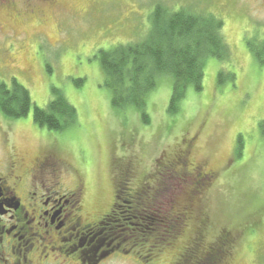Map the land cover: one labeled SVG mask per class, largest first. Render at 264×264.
<instances>
[{
    "label": "rangeland",
    "instance_id": "374dc122",
    "mask_svg": "<svg viewBox=\"0 0 264 264\" xmlns=\"http://www.w3.org/2000/svg\"><path fill=\"white\" fill-rule=\"evenodd\" d=\"M157 3L170 10H206L222 18L232 56L228 61L205 60L203 89L191 87L176 113L169 111L173 79L161 76L148 95L150 124H144L135 107L113 106L96 55L100 49L143 40ZM41 7L42 12L0 21V80L10 84L16 78L42 108L51 100L53 87L62 89L78 110V122L51 131L34 122V107L18 119L0 111V159L7 150L27 161L54 152L69 164V179L74 178L72 169L82 175L91 216L108 210L114 185L124 186L121 173L127 171L130 187H149L164 215V203L172 194L183 198L184 191L165 164L176 156L183 137L195 135L188 162H206L216 172L201 194L189 191L185 197L192 199L201 217L204 214L205 237L213 241L220 230L232 228L237 239L224 263L264 264V64L250 50V43L264 40V0H57L53 8ZM221 70L234 75L223 85L218 82ZM76 79H84L83 85L78 87ZM191 178V190L198 182L204 184ZM242 226L246 233L238 232ZM191 235L188 229L176 247L162 249L153 264H175ZM137 252L145 254L135 248L131 257L119 254L109 264H146Z\"/></svg>",
    "mask_w": 264,
    "mask_h": 264
},
{
    "label": "trees",
    "instance_id": "16d2710c",
    "mask_svg": "<svg viewBox=\"0 0 264 264\" xmlns=\"http://www.w3.org/2000/svg\"><path fill=\"white\" fill-rule=\"evenodd\" d=\"M223 29L224 20L212 12L186 7L170 10L164 4L157 3L151 14V28L143 40L100 49L96 55L105 72L104 84L111 90L113 106L118 109L135 107L140 111L142 122L150 124L146 110L148 95L157 88L161 76L170 75L173 87L169 111L178 112L191 87L196 91L203 89L205 60L208 57H215L220 61L231 58V49ZM250 44V50L259 63L264 64V40L260 45ZM233 76L229 77L221 70L218 82L223 85L228 77L232 79ZM83 82L84 79L75 80L78 87ZM33 107L34 122L51 131H63L78 122V110L62 89L53 87L51 100L42 108L34 105L30 90L16 78L10 84L0 80V111L5 117H27ZM260 130L264 135V121L260 122ZM240 145L239 149L242 148ZM206 168L210 169L207 165ZM201 185L197 183V190L192 189L193 192L190 189L192 196L201 194L206 189ZM144 189H135V198L128 196L132 193L122 196L132 203L127 204L129 208L125 211L123 220L119 221V228L125 229L126 235L134 234V249L141 247L144 251V248L148 250L145 254L137 252L140 260L157 261L159 252L173 244L176 247L179 236L187 233L188 229L181 227V222H171L167 212H163V215L155 202L156 197H152V191ZM172 195L179 202V196ZM169 200L164 204L169 205ZM191 205H194L193 201ZM197 222L198 229L192 231L191 238L183 244V250L175 264H223L230 256L237 239L236 233L232 228H223L213 241H209L204 232L207 225L204 214ZM238 232L246 233L245 227L242 226ZM174 247L170 253L174 251Z\"/></svg>",
    "mask_w": 264,
    "mask_h": 264
},
{
    "label": "flooded vegetation",
    "instance_id": "af4514ba",
    "mask_svg": "<svg viewBox=\"0 0 264 264\" xmlns=\"http://www.w3.org/2000/svg\"><path fill=\"white\" fill-rule=\"evenodd\" d=\"M56 2L0 0V21L42 12L41 6L53 8ZM195 145V135L183 137L176 145L181 146L180 150L165 164L167 173L181 181L183 195L189 194L192 176L203 181V189L216 176L206 164L194 159L188 162ZM46 152L27 161L19 152L7 150L0 159V264H109L119 254L131 257L135 237L119 228V216L125 215L124 208H129L127 204L132 201L122 196L132 193L128 196L135 198V189H151L144 184L130 187L128 172L121 173L120 183L124 186L116 189L113 183L115 191L108 210L91 216L86 212L87 186L82 175L72 169L74 178L69 179V164L54 152ZM185 197L176 202L172 196L166 212L171 222H181V227L192 226V231H196L201 214L194 210L192 200ZM147 262L144 263L153 264L156 259Z\"/></svg>",
    "mask_w": 264,
    "mask_h": 264
}]
</instances>
